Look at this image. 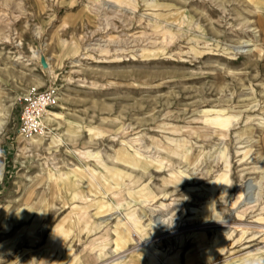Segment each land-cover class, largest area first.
Returning a JSON list of instances; mask_svg holds the SVG:
<instances>
[{"label": "rangeland", "instance_id": "obj_1", "mask_svg": "<svg viewBox=\"0 0 264 264\" xmlns=\"http://www.w3.org/2000/svg\"><path fill=\"white\" fill-rule=\"evenodd\" d=\"M49 85L63 115L23 149ZM0 98V264H264V0H0Z\"/></svg>", "mask_w": 264, "mask_h": 264}, {"label": "bare ground", "instance_id": "obj_2", "mask_svg": "<svg viewBox=\"0 0 264 264\" xmlns=\"http://www.w3.org/2000/svg\"><path fill=\"white\" fill-rule=\"evenodd\" d=\"M248 27H249V25H248ZM250 30L253 31L255 39L258 40V39L261 38V34H262L261 33V28L258 25L257 26L256 25L255 26L254 25L253 26L250 25ZM236 47H237V49H238L239 52H247V53H251L255 48H258L257 43L256 42H250V39H247V40H244V41L242 40V43L239 44ZM2 101L3 100L0 98V130H2L5 127V125L7 124L8 120H9V117H10V107L8 105H6V104H2ZM50 112H51L50 114L47 112V115L44 118V123H45V121H47L48 123H49V121H54V120H56V117L63 115L62 114V111H57V110H54V109H50ZM261 123H262V127L264 128V119L261 121ZM45 126L47 127L46 124H45ZM253 128H254L253 126L247 127V129H249L248 131H253ZM258 141H259V139H257V141H255V142H258ZM41 143H42V138H40V139L39 138H36V137H33L32 139L27 138V144L23 147V149L29 148V145L30 144L32 145V144H41ZM133 155H135V154H133ZM134 157H136V156H134ZM134 157H132V158L134 160H136V158H134ZM136 162L137 161H133L132 164L133 165H136ZM151 163H144V165H143L144 168L145 169H148L151 166ZM160 167L162 168L163 165L162 166L160 165ZM104 169H105V171H106V169H107V171H110L108 168H105L104 167ZM89 171H90V173L92 174V176L95 179L96 178L98 180L100 179L101 175L99 176V175L96 174V169L95 168L92 167V169L90 168ZM75 174H77V173L75 172ZM105 175H107V178L108 179L110 178L109 172L106 173ZM67 176H68V174H67ZM165 182H169V181L166 180ZM107 185L109 186V187H107V189L110 191L111 190L110 189V186H112V185L110 183L107 184ZM259 186H260V181H258L256 178L248 177L247 179H245V181L243 182V188H242L241 195H240L245 200L244 201V204L245 205H248L249 207L254 205V201H255L254 197L260 193V191H258V187ZM92 188H94V187H92ZM141 189L143 191H145V193H147V194L149 192L153 191V189L150 187L149 183H147V182L145 184H143V186L141 187ZM76 197H77V195H76ZM160 221H161L160 218H156L155 219V222H158L157 223L158 224L157 226H159V222ZM123 222L124 221L122 220L121 223H117V227L115 228V232H116L115 242H116V245L117 246H116L114 252L115 251H118L120 249L121 242L124 243V242L130 240L131 238L132 239H136L137 238V235H139L137 231L134 232V231L130 230L125 225H123V227H121V225L123 224ZM225 222L226 221H223V220H221V221L220 220L219 221L216 220V221H214V223L208 224V226L209 227H222L223 225H225ZM215 244H217V243L215 242L213 244V246ZM216 249H217V246L215 245L214 246V250L216 251ZM145 250H146V252L148 251L147 253H148V256H149V258L146 257L145 260L146 261L147 260H151L152 261L153 260L152 255L155 254L156 251L149 244L145 246ZM168 263L169 264H176L175 261L172 260V259L169 260Z\"/></svg>", "mask_w": 264, "mask_h": 264}, {"label": "built area", "instance_id": "obj_3", "mask_svg": "<svg viewBox=\"0 0 264 264\" xmlns=\"http://www.w3.org/2000/svg\"><path fill=\"white\" fill-rule=\"evenodd\" d=\"M60 100V90L57 86L49 85L43 89L32 88L23 96L18 97L21 106L19 134L32 139L45 133L44 118L48 110L54 109Z\"/></svg>", "mask_w": 264, "mask_h": 264}, {"label": "water", "instance_id": "obj_4", "mask_svg": "<svg viewBox=\"0 0 264 264\" xmlns=\"http://www.w3.org/2000/svg\"><path fill=\"white\" fill-rule=\"evenodd\" d=\"M42 62H43V64H44V65H46V64H47V62H46V60H45V57H44V56L42 57Z\"/></svg>", "mask_w": 264, "mask_h": 264}]
</instances>
